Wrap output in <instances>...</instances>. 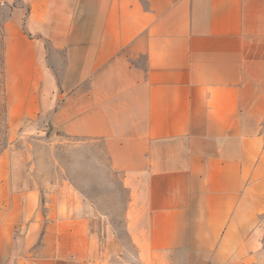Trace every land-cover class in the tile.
<instances>
[{
  "label": "crops",
  "instance_id": "obj_1",
  "mask_svg": "<svg viewBox=\"0 0 264 264\" xmlns=\"http://www.w3.org/2000/svg\"><path fill=\"white\" fill-rule=\"evenodd\" d=\"M11 130L99 148L119 222L0 159V264H264V0H0ZM102 156V158H101Z\"/></svg>",
  "mask_w": 264,
  "mask_h": 264
},
{
  "label": "rangeland",
  "instance_id": "obj_2",
  "mask_svg": "<svg viewBox=\"0 0 264 264\" xmlns=\"http://www.w3.org/2000/svg\"><path fill=\"white\" fill-rule=\"evenodd\" d=\"M29 129L28 123L11 130L7 114L4 83L3 37L0 27V157L18 151L27 156L26 173L43 191L60 186L61 181L85 192V199L98 214L108 215L119 222L127 196L119 178H111L107 162H93L99 148L80 146L57 134L43 119ZM13 153V152H12ZM102 158V156H101ZM9 171L0 159V172Z\"/></svg>",
  "mask_w": 264,
  "mask_h": 264
}]
</instances>
